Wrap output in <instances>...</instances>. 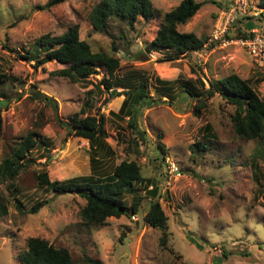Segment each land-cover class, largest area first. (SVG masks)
Wrapping results in <instances>:
<instances>
[{
	"label": "rangeland",
	"instance_id": "1",
	"mask_svg": "<svg viewBox=\"0 0 264 264\" xmlns=\"http://www.w3.org/2000/svg\"><path fill=\"white\" fill-rule=\"evenodd\" d=\"M46 1L0 0V69L13 78L0 84V92L8 99L0 105V160L27 132L38 133L48 142L46 148L30 149L28 163L13 180L14 195L8 193L9 180L0 181V202L7 208L0 217V264H19L15 256L31 236L66 248L72 264H85L83 256L103 264H264V134L261 139L237 137L230 120L233 105L214 94L204 99L198 114H194V99L175 89L171 104L154 101L140 109L136 125L145 134L137 137L135 147L130 143L134 134L126 126V118L119 120L108 114L118 109L122 95L104 103L105 92L96 88L105 74L102 67L85 81L70 82L51 74L64 67L62 64L50 61L33 68L32 61L18 58L16 52L28 48L41 34L59 35L76 25L78 38L92 50L110 53V40L119 45L115 55L120 66L139 68L166 80L200 77L205 86L208 79L232 73L247 80L259 97L264 95V66L257 65L244 48L224 39L203 43L199 50L173 61L158 62L161 52L157 51H151L150 57L144 44L153 37L159 14L179 0H150L153 17H138L132 26L113 19L108 34L88 33L91 28L87 16L97 0H64L42 8ZM197 1L201 6L177 29L208 38L220 12L229 11L232 0ZM256 2L247 0L243 14L236 10L231 13L225 38L236 36L237 25L243 32L264 25V14ZM3 43L15 49L8 52ZM127 53L129 56L124 57ZM30 84L56 102L55 111L32 95ZM88 90L92 91L90 95ZM149 91L152 93V88ZM84 103L90 106L84 114H102L105 142L111 150L101 157L97 169L89 164L87 140L67 135L56 120H66L73 114L83 116L78 110ZM205 123L213 138L203 139L201 128ZM156 140L165 148L163 160L154 147ZM195 142L204 144L196 150ZM121 160L135 161L140 175L158 186L156 199L167 223L165 246L158 243L159 230L142 220L148 198L141 190L137 214L110 216L103 225L86 226L78 216L82 198L71 192L47 191L37 184L36 174L42 170L49 180H63L110 170ZM171 163L174 171H169ZM14 199L22 203L20 211L13 206ZM123 200L129 204L130 195L125 194ZM35 202L40 203L29 212Z\"/></svg>",
	"mask_w": 264,
	"mask_h": 264
},
{
	"label": "trees",
	"instance_id": "2",
	"mask_svg": "<svg viewBox=\"0 0 264 264\" xmlns=\"http://www.w3.org/2000/svg\"><path fill=\"white\" fill-rule=\"evenodd\" d=\"M63 1L47 0L41 7L48 8ZM201 4L202 2L197 0H179L176 5L159 14L160 21L156 31L153 37L144 44V50L161 52V58L157 59L158 62L173 61L191 51L199 50L207 36H196L191 31H178L177 26L190 20ZM256 4L260 13L264 14V0H257ZM154 13L150 0H97L87 16L91 28L88 33L108 34L109 22L113 19L132 26L138 17L148 20L153 17ZM241 32L240 25H237L235 35L238 36ZM2 47L8 52L15 49L6 43H3ZM118 49L119 45L110 40V53L92 50L85 40L78 38L77 26L72 25L59 35L41 34L28 48H22L20 53L16 52V56L32 61L33 68L42 67L44 63L50 61L60 63L64 67L52 71L51 74L66 78L70 82L85 81L102 67L105 74L96 82V88L105 92L104 103L108 99L122 95L118 109L115 112L109 110L108 114L119 120L126 118V126L134 134L130 138V143L135 147L137 137L141 138L145 134V130L136 125L140 109L149 106L154 101H166L171 104L176 97L175 89L194 99V111H192L194 114H198L204 104V99L217 94L234 106L230 120L232 130L237 137L262 138L264 134V95L259 97L247 80L232 73L216 79H208L206 86L200 77L184 79L177 76L173 80L160 79L139 68L120 66L119 58L115 55ZM128 56V53L124 55V57ZM12 80L10 74L0 69V84ZM30 86L33 88L31 92L35 98H39L50 105L54 111L56 110V102L51 97L36 90L34 84ZM149 87L152 88V93ZM88 92L89 95L92 93L91 90ZM0 95L3 97L0 99V105L3 106L8 99L1 92ZM164 97L165 99H162ZM86 107H90L88 103H84L78 113L84 114ZM56 120L66 129L67 135L87 140L89 164L93 169H97L101 157L111 151L105 142L106 131L102 114L85 113L83 116L73 114L66 120L59 118ZM201 130L205 132L203 139L213 138L214 135L208 124L205 123ZM157 137L159 138V135ZM202 144L204 143L195 142L193 146L197 150L202 147ZM34 146L46 148L48 142L38 133L27 132L16 142L13 150L0 160V181L9 180L6 187L10 189L8 193L11 195H14L11 190L16 189L13 180L28 163L26 156ZM154 147L160 150L163 160L166 153L163 144L156 140ZM36 179L37 184L44 186L47 191L71 192L82 198L83 204L78 210V216L86 226L103 225L105 219L110 216L130 217L137 214L141 199L138 191H143L148 198V206L142 214V220L159 230L158 243L160 246H165L168 236L167 223L166 216L156 199L158 186L154 185L152 179L143 178L140 175L139 165L135 161L121 160L110 167V170L94 171L63 180H49L46 172L42 170L36 174ZM125 194L130 195L129 204L123 200ZM262 197L264 198V185ZM39 203L35 202L28 211L34 212ZM13 206L17 211L23 208L22 203L17 199L13 200ZM6 213V205L0 202V217ZM15 257L19 264H72L66 248L55 247L45 239L36 236L28 237L25 241V248ZM222 257H226L224 251ZM81 261L85 264H103L88 256H83ZM163 264L174 263L165 262Z\"/></svg>",
	"mask_w": 264,
	"mask_h": 264
},
{
	"label": "built area",
	"instance_id": "3",
	"mask_svg": "<svg viewBox=\"0 0 264 264\" xmlns=\"http://www.w3.org/2000/svg\"><path fill=\"white\" fill-rule=\"evenodd\" d=\"M247 7V0H232V5L229 11L224 12L221 11L218 16L215 24H213L208 38L204 42H215L219 40H223L228 43L234 42L238 46L244 48L246 53L251 57V59L257 65L264 66V29L263 26L252 27L249 30L243 32L234 38H230L229 40L226 37L225 33L228 28V24L232 21L231 13L235 10L236 12L245 13ZM253 14V13H252ZM148 55L152 57V52H149ZM175 167L173 163L169 165V171H174Z\"/></svg>",
	"mask_w": 264,
	"mask_h": 264
}]
</instances>
